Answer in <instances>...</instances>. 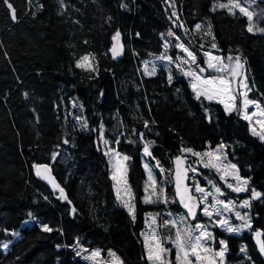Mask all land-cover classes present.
I'll return each mask as SVG.
<instances>
[{
	"label": "trees",
	"instance_id": "obj_1",
	"mask_svg": "<svg viewBox=\"0 0 264 264\" xmlns=\"http://www.w3.org/2000/svg\"><path fill=\"white\" fill-rule=\"evenodd\" d=\"M217 1L230 5L232 0H0V264H95L77 254V243L102 248L104 259L112 250L123 264H149L143 240L149 206L142 200L147 142L151 159L166 174L165 196L172 210L183 211L170 171L179 155L227 191L224 198H251V229L230 234L211 228L227 240V264H264L255 237L256 231L264 232V140L252 134L240 111L196 99L189 77L174 62L157 63L151 75L141 69L143 62L164 53L176 60L182 51L173 45L180 41L196 52L203 67L198 46L215 43L220 54L246 63L250 96L264 103V32H249L248 18L239 10H213ZM255 6L264 15V0ZM199 22L208 24L209 36L195 29ZM117 32L123 52L113 57ZM87 55L94 72L77 67ZM234 83L238 88V80ZM79 116L87 129L76 120ZM101 127L103 139L129 157L134 219L117 203L107 148L98 135ZM219 143L259 198L252 199L250 191L236 195L213 169L197 163V156L182 153ZM53 153H58L55 159ZM40 163L51 165L68 200L36 176ZM203 219L200 212L197 221ZM44 225L53 231H44ZM5 241L10 245L3 249Z\"/></svg>",
	"mask_w": 264,
	"mask_h": 264
},
{
	"label": "snow or ice",
	"instance_id": "obj_2",
	"mask_svg": "<svg viewBox=\"0 0 264 264\" xmlns=\"http://www.w3.org/2000/svg\"><path fill=\"white\" fill-rule=\"evenodd\" d=\"M7 3V0H5ZM221 8H228L229 12L234 13L233 8H238L239 12L242 15L247 16L248 18V27L247 30L249 32L253 31V13L249 12L246 7H241L238 3L233 5L227 4H219L217 5ZM7 7L11 9L12 18L15 19V9L12 8L10 3L7 4ZM215 10V8H213ZM175 15V13H173ZM201 28L200 24L195 25V29L199 30ZM264 31V29H261ZM210 34V31L209 33ZM169 36L174 35V33L169 32ZM120 33L117 32L113 39L116 41L112 48L111 54L113 57H118L123 52V45L120 43ZM179 40V37H177ZM169 45L165 42V47L167 48ZM174 47H178L182 49L184 53L187 54V57L183 60L184 64L189 65L187 71L183 74L190 78L191 80V87L195 92L196 99H207L209 101L213 99H217L222 96H227L229 102L221 101L225 103V108L231 112L233 110L240 111V108H235V100L237 95L241 96L242 98V105L241 108L244 110V119L251 120L252 116L256 115V112L249 114L247 109L250 105L254 106L256 109H259L260 117H264V108L253 99L248 98V92L251 91L248 88L246 83H241L239 88L233 87V81L236 80L237 77H243V65L240 62L239 57H227L228 63H224L223 57L212 56L211 53H208V60L205 62V66H199L197 63V56L193 51H191L187 46L183 43H179L177 45H173ZM212 48H216L217 45L215 43L211 44ZM159 60H171L172 58L163 54L157 57ZM191 65H196L195 68L191 67ZM77 67L79 68H86L89 71H96L94 65L90 62L89 56L82 57L77 62ZM180 67V65H177ZM211 70V72L217 73V75H211V73L205 77L203 75L204 72ZM149 74H154V70L149 71ZM172 77L169 76V81H171ZM244 89V91H241ZM26 95V94H25ZM80 107H83L82 105ZM76 120L80 123V126L84 129L88 128L87 121L84 117L79 116L76 117ZM256 124L260 126V131H257L254 127L252 129V134L258 136L261 140H264V121L257 119L255 121ZM144 126L148 127V122H144ZM121 135L123 133H120ZM98 135L101 137L105 148H107V152L105 155L110 157V163L113 169L112 179L117 180V184L119 185L120 179H123L124 175L126 174V162L129 160V157L123 156L119 151H117L114 147L109 145V141L107 139H103V130L102 127L98 132ZM143 137V134H140ZM64 143H68L67 140ZM116 144L119 143V140L115 141ZM151 144L150 142L145 143L143 147V153L147 157L152 156V152L150 151ZM223 145L219 146L216 152L209 151L205 153H196L193 152L190 148L182 149V153L185 154H192L197 157H200V163L203 164L205 168H212L216 172H219L222 177L225 178V182L227 183V177L229 175L232 176L234 184L228 183V188L232 189L233 192L240 193V192H249L251 193L252 199H257L261 196L260 192H257L255 189H249L247 187L248 181L240 178L237 175L236 165L234 164H225L224 158L222 155L218 153L222 152ZM58 153H53L52 158L55 159ZM154 159V157H153ZM186 156H177L175 158V168L170 170L173 173L172 182L176 188V195L179 197V202L183 205V207L187 210V215L179 217L178 219H173L170 221H164L163 223L167 225H179V224H186L189 217L192 219H196L197 216V209L200 208L201 204H204L202 208V212L204 216L213 218L214 216L216 219L212 221L217 227L223 229L226 233H240L245 229H251L250 217L246 214L241 215L239 211H236V205L233 201L228 200L227 203L225 200L219 199V195H223L221 189L216 187L213 184L214 192H208L205 188L200 187L198 183L193 185L192 187L188 186V171H195V169H189L186 167H182ZM207 161V162H205ZM223 165V167H221ZM145 169L148 172V181L145 184L144 192L146 195L143 198L144 203L154 204V203H168L167 198L164 196L163 189H160L159 192L157 191V181L153 177L152 168L149 167L148 164L144 165ZM155 168L159 169L161 172L164 170L160 168L159 162L157 161L155 164ZM230 170V171H229ZM51 169L48 165H37L36 166V175L42 177L45 180H49L52 184V187L59 191L60 198L64 200H68V197L64 193V189L60 187V185L55 181L54 178L50 176ZM117 174H120V178L118 179ZM124 191L127 193L130 191L129 186L127 185L126 179H124ZM209 184H212V181H208ZM198 193L199 199H197L196 195L192 193ZM219 194V195H217ZM210 196H216V199L213 203L209 204L208 199ZM117 197L120 201V204L127 208L128 212L132 215V218H135V207L132 203H130L129 199H125L121 196V189L117 187ZM71 203V201H68ZM241 207H249L250 201L244 200ZM76 209L73 207L71 209V214H76ZM234 213V216L240 223L236 226L230 222V219L227 217L226 214ZM150 215V223L149 228L152 229L150 234L146 236V240L149 241L147 246L146 252V259L150 262V264H171L170 261L167 260V254L171 251V249L163 247V242L159 239L158 234L155 232L157 216ZM208 225L197 223L195 227L186 226L184 228H176V235L175 239L172 241L175 245L177 250L176 261L177 264H193V260L196 264H216L217 259L223 261L225 253L227 252V242L224 240H220L218 243L221 245L219 251H213L209 247H207L208 242L214 239L211 232L207 230ZM44 231L51 232L53 231L48 225H44ZM256 242L259 244V249L262 253H264V232L256 231L255 232ZM242 253H246V247L242 246L240 248ZM79 255V253H77ZM101 253L99 251L93 252L90 257H86V259H93L95 260L99 257ZM109 257L111 260L106 262V264H123V261L116 256L115 253L109 252Z\"/></svg>",
	"mask_w": 264,
	"mask_h": 264
},
{
	"label": "rangeland",
	"instance_id": "obj_3",
	"mask_svg": "<svg viewBox=\"0 0 264 264\" xmlns=\"http://www.w3.org/2000/svg\"><path fill=\"white\" fill-rule=\"evenodd\" d=\"M255 2H256V0H247L245 2H243L241 0H232L230 2V5H233L235 3H238L241 7H246L249 12L253 13V20H252L253 32L260 33V32H264V31H261V29H264V15L261 14L262 13L261 10H260V13L257 12V7L255 6ZM219 4H223V3L217 1V2L214 3L213 7L216 8V7H218L217 5H219ZM233 10H239V9L234 7ZM175 12H176V10H174V13ZM257 13L259 15H257ZM198 24L201 25V28L199 29L200 32H201V34H205L204 36H209L208 33H209V30L211 31V29H210V27H208V24L207 23H203V22H199ZM204 39H206V38H204ZM179 43H183V42L180 41ZM184 45L187 46L191 51L194 52V50L189 45H187V44H184ZM198 47H199V49L202 50V54L205 57V61H207L208 58H209L208 55H207L208 53H211L212 56L223 57L224 58V63H228L227 57H229V56L234 57V58L235 57H238V56L231 55V54H229L228 56H224V55L220 54V52L217 51L216 48H212V47L205 48L204 45H201V46H198ZM178 49H180V48H178ZM180 50L182 51V49H180ZM194 53L197 56L196 52H194ZM164 54H166L167 56L171 57V55L169 53H164ZM87 56L90 57V55H87ZM178 56L179 57H178L177 62L183 63V60L187 57V54L182 51V53H178ZM90 62L92 63V60L91 59H90ZM159 62H169V61L168 60H159L157 58L154 59V60H149V61H147V62H145V63L142 64V66H141L142 67V70L145 73H147V74L149 73V71H152V70L155 71V66ZM240 62L243 65V69H242L243 77H246V79H243L242 77H239L238 79L236 78V80H238V88L240 87L241 83L243 82V83H246L248 85V88L252 89L251 88V85H250V83L248 81V76H247L248 69H247V65L242 60H240ZM184 67H186V68H185V70L183 72H185V71L188 70L189 65L185 64ZM191 67H192V65H191ZM193 68H195V67H193ZM209 71L211 72V70H209ZM211 75H217V73L211 72ZM204 76L207 77L208 75H204ZM236 80H234V81H236ZM189 81H190V86H191V80H190V78H189ZM234 81H233V87H234V84H235ZM241 91H244V89H241ZM250 92L251 91L248 92V98L249 99L256 100V99H254V98H252L250 96ZM213 101L220 102L224 107H225V103H222L221 101L229 102L227 96H222V97H219L217 99H213ZM256 101L261 105L262 108H264V103L263 102H261L260 100H256ZM241 105H242V98H241V96L237 95L236 100H235V108H240L241 109L240 110V113L244 117V110L241 108ZM254 111L256 112V115L255 116H252L251 120H248V121H249L250 126H251L252 129L255 127L257 131H260V126L258 124H256L255 121L257 119H260V120L264 121V117H260V115H259L260 110L259 109H256L252 105H250L248 107V109H247V112L249 114L253 113ZM221 145H223V150H222V152H220L218 154L223 156L225 164H228V163L234 164L230 160V158L228 157V155H227L226 145L224 143H219V144L215 145V147L208 148L207 150H205L203 152L199 151L197 153H205V152H209V151L216 152L217 149L219 148V146H221ZM107 150L105 152H107ZM122 155L123 156H127L126 154H122ZM107 161H108L109 174H110L111 179H112L113 169H112V166H111V163H110V157L109 156H107ZM199 161H200V157H198V163H200ZM205 162H207V161H205ZM142 164H143V167H144L145 164H148L149 167L152 168V170H153L152 171L153 177L157 181V191L159 192L160 189H163L164 196H165V194H166L165 186L167 184V180H166V174L164 173V171L161 172L159 169L155 168L156 162L153 161L151 159V157L145 156L143 152H142ZM200 165L203 168H205L202 163H200ZM221 167H223V165H221ZM126 168H127L126 174L124 175L123 179H120L119 185L117 184V180H113L112 179V181H113V187H114V190H115V194H116V199H117L118 205H120L121 207H123L120 204V201H119V199L117 197V187L119 186L120 189H121V196L124 197L125 199H129L130 203H132L134 205V207H135V215H136V212H137V201L135 199V194H134L132 185H131V183L129 181V176H128V172H129L128 161L126 162ZM160 168L163 169V167L161 165H160ZM190 168L195 169V171H192V175H191V180L194 182V184L198 183L200 187L205 188L208 192H214V188H213V184L214 183L212 182V184H209L208 181H211V180H209V179L205 178L204 176H202L201 175L202 174V171L199 168H196V166H194L193 164L190 166ZM236 169L238 170L237 166H236ZM144 170H145V180H144V187H145V184L148 181V172L145 169V167H144ZM159 172L161 173L160 175L158 174ZM216 173L218 174V176L222 180V183H223V185L225 187L228 188V186H227L228 183H233L234 184V181H233V178H232L231 175H229L226 178L227 179V183H226L225 182V178L222 177L219 172H216ZM237 175L240 178L244 179L240 175L239 170L237 171ZM117 176H118V179H119L120 178V174H117ZM201 178H203V179L205 178L204 180H207V184L202 185L200 183L201 182ZM124 179H126L127 185L130 188V191L127 192V193L124 191V182H123ZM244 180H246V179H244ZM215 186L216 187H219L221 189V192L223 194L225 192H227V191L223 190L219 185H215ZM234 186H235V184H234ZM247 187H248V185H247ZM230 190L232 191V189H230ZM233 193H235L236 195L239 194V193H236V192H233ZM243 193H245V192H243ZM196 194H198V193H196ZM145 195H146V193H144L143 198H144ZM217 195H219V194H217ZM143 198H142V200H143ZM215 199H216V196H210L209 199H208V203L209 204L213 203ZM219 199L225 200L226 203H227L228 200H231V199L224 198L223 195H219ZM244 200H249L250 201V206L249 207H241L240 206ZM231 201H233L235 203V205H236L235 210L236 211H239L241 213V215H245L246 214L248 217H250V223H251V215H250V212H251V198L246 197V198L241 199L240 201H235V200H231ZM144 204L147 205V206H149V210L145 212L146 227H145V229L143 231V240H144V244H145V250L147 252V246H148V243H149V241L146 240V236H148L150 234V232L152 231V229L149 228L150 215L159 214L157 216L155 232L158 234L159 239L163 242V247L168 248V249H171V251L167 254V260L170 261L171 264H177V261H176L177 250L175 248V245L172 242L175 239L176 228L177 227L184 228L186 226H191V227L194 228L197 223H201V224L208 225L207 230L212 233L214 239L212 241H209L208 242L207 247H209L213 251H219V249L221 248V245L218 243L220 240H224V241L227 242V240L224 239V237L217 236L216 233H215V230L213 228H211V227H213V225H215L212 222V221H214L216 219L215 216L213 218H211V220H210L209 217L205 216L206 219L198 220L196 222H191L189 220V218H188L186 224L167 225L166 226L163 223L164 221H170V220H173V219H178L179 217L186 216V213L184 211L172 210L170 208V206H169V203L160 202V203H154V204H149V203H144ZM203 207H204V204H203L202 208ZM123 208H125V207H123ZM125 209L127 210V208H125ZM202 215H203V212H202ZM226 215L230 219V222L233 224V226H236V225H238L240 223V221L235 218L234 213H228ZM25 224H30V221H25L23 225H25ZM219 229L222 230L223 232H225L223 229H221V228H219ZM241 233L242 232H240L238 234H241ZM230 234H237V233H230ZM19 236H20V233L17 232L15 237L18 238ZM9 245H10V243L7 242V241H5L3 243V245H2V248L3 249H6V248L9 247ZM74 250L77 253H79V256L82 257L83 259H86V257H90L93 252L99 251L101 253V255L99 257H97L95 260H93V259H86V260H88V261H90L92 263H95V264H106V262H108V261L111 260V257H108V258L104 259L103 255H102V248H100V247L87 248V247H84L83 245H81L80 243H77L74 246ZM111 252L115 253L112 250H111ZM227 252H228V246H227ZM227 252L225 253V256L223 258V261L217 259L216 264H227L226 263V255H227ZM116 256H118V255L116 254ZM119 259H120V257H119ZM149 264H150V262H149ZM193 264H196V262L194 260H193ZM251 264H253V263H251Z\"/></svg>",
	"mask_w": 264,
	"mask_h": 264
},
{
	"label": "water",
	"instance_id": "obj_4",
	"mask_svg": "<svg viewBox=\"0 0 264 264\" xmlns=\"http://www.w3.org/2000/svg\"><path fill=\"white\" fill-rule=\"evenodd\" d=\"M13 8V7H12ZM14 9V8H13ZM11 10V9H10ZM15 20V19H14ZM116 41L114 40V43H115ZM179 156H184V155H179ZM177 157V156H176ZM175 157V158H176ZM175 158L173 159V169L175 168ZM189 157H187L186 156V159H185V161H184V164L182 165V167H186V168H189ZM38 165H48L49 167H50V169H51V172H50V176L52 177V178H54L55 179V181L60 185V187H62V185H61V183H60V181L57 179V177L55 176V174H54V172H53V169H52V167H51V165L50 164H48V163H40V164H38ZM190 169V168H189ZM35 172H36V167H35ZM190 175H191V171H188V173H187V176H188V181H187V183H188V186L189 187H192L193 186V184H191L190 183ZM37 176V175H36ZM47 187H49L50 188V190L52 191V192H54V193H59V191L57 190V189H55V188H53L52 187V184H51V182L49 181V180H45V179H43L42 177H40V176H37ZM172 178H173V174H172ZM63 188V187H62ZM173 189H174V193H176V188H175V186H174V183H173ZM251 189H254V188H251ZM193 195H196L194 192L192 193ZM197 196V195H196ZM175 199H176V201L178 202V204H179V206L182 208V210L186 213V215H187V210L183 207V205L179 202V197L175 194ZM197 199H199V197L197 196ZM200 209H201V205H200V208L199 209H197V216H196V219H192L191 217H189V220L191 221V222H194V221H196L197 220V218H198V214H199V211H200Z\"/></svg>",
	"mask_w": 264,
	"mask_h": 264
},
{
	"label": "crops",
	"instance_id": "obj_5",
	"mask_svg": "<svg viewBox=\"0 0 264 264\" xmlns=\"http://www.w3.org/2000/svg\"><path fill=\"white\" fill-rule=\"evenodd\" d=\"M178 57H179V56H178ZM178 57H177V59H176V60H173V59H171V61H172V62H174V63H175V62H176V63H179V62H177V60H178ZM171 58H172V56H171ZM146 74H147V73H146ZM148 75H151V74H149V73H148ZM102 254H103V253H102Z\"/></svg>",
	"mask_w": 264,
	"mask_h": 264
},
{
	"label": "bare ground",
	"instance_id": "obj_6",
	"mask_svg": "<svg viewBox=\"0 0 264 264\" xmlns=\"http://www.w3.org/2000/svg\"><path fill=\"white\" fill-rule=\"evenodd\" d=\"M58 179V178H57ZM59 180V179H58Z\"/></svg>",
	"mask_w": 264,
	"mask_h": 264
}]
</instances>
